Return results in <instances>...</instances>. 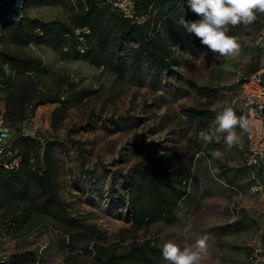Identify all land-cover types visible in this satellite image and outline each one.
I'll return each mask as SVG.
<instances>
[{
	"label": "rangeland",
	"instance_id": "1",
	"mask_svg": "<svg viewBox=\"0 0 264 264\" xmlns=\"http://www.w3.org/2000/svg\"><path fill=\"white\" fill-rule=\"evenodd\" d=\"M22 13L44 21L70 23L72 19L69 6L32 4L23 7ZM263 27L264 13H257L248 27H230L228 34L236 36L241 46L238 57L214 54L190 37L196 49L173 47L174 62L158 79L146 67L138 79L131 74L117 77L83 60L64 58L48 45L21 49L20 53L44 62L45 72L39 78L42 98L55 94L63 100L71 98L73 91L65 82L74 83L75 90L93 92L81 103L66 104V116L57 129L53 128V114L62 105L36 107L26 120L25 131L36 139L61 144L56 149L61 196L71 214L96 236L90 244L77 243L72 248L63 229L42 224L26 238L9 241L6 252L34 250L37 264H94L97 245L116 246L121 252L135 242L162 247L173 241L183 248L207 235L210 259L204 264H264V175L254 179L249 172L247 133L242 148L228 149L223 141L200 148L188 116L189 110L233 107L239 77L248 76L260 65L255 39ZM128 50L126 47L121 53L126 61ZM200 87L216 89L218 96L202 97ZM4 97L0 90L3 106ZM213 149L223 151V159L213 160L209 155ZM145 159L157 160L162 170L188 166L191 176L188 197L177 218L138 229L127 210V187L134 166ZM209 160L219 170L214 175ZM237 223L240 225L235 227Z\"/></svg>",
	"mask_w": 264,
	"mask_h": 264
},
{
	"label": "trees",
	"instance_id": "2",
	"mask_svg": "<svg viewBox=\"0 0 264 264\" xmlns=\"http://www.w3.org/2000/svg\"><path fill=\"white\" fill-rule=\"evenodd\" d=\"M32 4L69 6L72 19L67 23L23 17L2 31L0 90L5 94L6 115L13 130L12 150L21 157L22 163L14 171L5 170L0 164V231L12 239H21L38 226L51 224L65 231L74 248L77 243L90 244L96 233H91L83 220L71 214L61 196V168L56 155L61 144L27 135L25 123L36 107L61 104L62 108L53 114V128L57 129L66 116V104L70 101L81 103L93 92L75 90L74 83L65 82L73 91L71 98L63 100L58 94L42 98L39 78L45 72L44 62L39 57L20 53V50L32 45H48L64 58L83 60L117 77L131 74L138 79L146 67L158 79L174 62L173 47L196 49L195 40L177 21L199 17L189 10L186 0H136L137 15L143 18L141 22L123 18L105 0H25L23 7ZM9 46L18 51L10 50ZM126 47L130 53L128 61L121 55ZM257 69L252 68L250 74ZM198 94L213 99L218 96L216 89L208 87H200ZM232 108L237 116L246 117L243 108ZM215 115L216 112L210 109L189 110L196 135L208 127ZM199 146L204 147L200 143ZM190 170L188 166L162 170L158 161L151 159L137 163L128 177L127 187V210L133 227L143 229L157 222H173L188 197ZM249 172L252 174L251 168ZM258 175L262 176L261 173ZM238 225L240 223L234 226ZM95 247L94 264H163L165 261L161 247L149 241L135 242L121 252H117L116 246L109 249ZM38 262L34 250L14 253L4 261L0 260V264Z\"/></svg>",
	"mask_w": 264,
	"mask_h": 264
},
{
	"label": "clouds",
	"instance_id": "3",
	"mask_svg": "<svg viewBox=\"0 0 264 264\" xmlns=\"http://www.w3.org/2000/svg\"><path fill=\"white\" fill-rule=\"evenodd\" d=\"M186 5L199 18H181L177 23L189 37L194 36L208 51L221 56L238 57L241 54L237 37L228 34L230 27H248L256 21L257 13H264V0H186ZM256 44L264 45V32L257 38ZM254 102L252 98H248L244 107ZM260 108L264 110V104ZM213 110L216 112L215 118L206 129L197 133L198 142L207 147L213 142L223 141L228 149L242 148L243 135L251 133L252 122L243 115L237 116L230 106L220 105ZM209 155L213 160H220L223 159L224 152L213 149ZM207 163L213 175L219 171L211 167V160ZM208 241L209 237L205 235L183 248L173 241H166L161 247L162 256L170 264H204L210 259ZM215 264H219V261H215Z\"/></svg>",
	"mask_w": 264,
	"mask_h": 264
},
{
	"label": "built area",
	"instance_id": "4",
	"mask_svg": "<svg viewBox=\"0 0 264 264\" xmlns=\"http://www.w3.org/2000/svg\"><path fill=\"white\" fill-rule=\"evenodd\" d=\"M105 1L123 18L133 22L142 21V16L137 15L136 0ZM262 32H264V27L258 32L255 41ZM257 47L260 54V65L254 73L239 77L240 90L236 98L237 106L246 111V118L253 125L251 133H247L246 163L251 168L254 179L258 173L264 175V110L260 108V105L264 104V45H257ZM248 98H252L255 102L244 107ZM13 137L5 106L0 105V164L8 171L18 170L22 163L21 157L12 150ZM11 240L12 238L6 232L0 231V260L2 261L9 257L5 245Z\"/></svg>",
	"mask_w": 264,
	"mask_h": 264
},
{
	"label": "water",
	"instance_id": "5",
	"mask_svg": "<svg viewBox=\"0 0 264 264\" xmlns=\"http://www.w3.org/2000/svg\"><path fill=\"white\" fill-rule=\"evenodd\" d=\"M24 2V0H0V39L6 26L15 24L23 18Z\"/></svg>",
	"mask_w": 264,
	"mask_h": 264
},
{
	"label": "crops",
	"instance_id": "6",
	"mask_svg": "<svg viewBox=\"0 0 264 264\" xmlns=\"http://www.w3.org/2000/svg\"><path fill=\"white\" fill-rule=\"evenodd\" d=\"M233 106H236V107H238V106H237V104H236V99H235V101H234V104H233Z\"/></svg>",
	"mask_w": 264,
	"mask_h": 264
}]
</instances>
